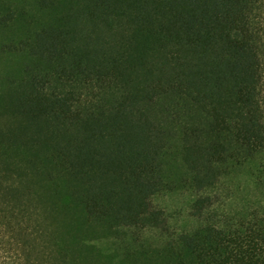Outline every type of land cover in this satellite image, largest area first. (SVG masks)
<instances>
[{
    "label": "trees",
    "instance_id": "1",
    "mask_svg": "<svg viewBox=\"0 0 264 264\" xmlns=\"http://www.w3.org/2000/svg\"><path fill=\"white\" fill-rule=\"evenodd\" d=\"M0 264H264V0H0Z\"/></svg>",
    "mask_w": 264,
    "mask_h": 264
},
{
    "label": "rangeland",
    "instance_id": "2",
    "mask_svg": "<svg viewBox=\"0 0 264 264\" xmlns=\"http://www.w3.org/2000/svg\"><path fill=\"white\" fill-rule=\"evenodd\" d=\"M251 189L248 186L245 176L231 178L221 186L218 194V205L221 210H227L229 205L240 207L249 196ZM255 197H261V193L253 192ZM190 195L188 193H172L161 195L155 199V205L166 210L169 218L170 231L178 232L190 228L193 219L189 215Z\"/></svg>",
    "mask_w": 264,
    "mask_h": 264
}]
</instances>
